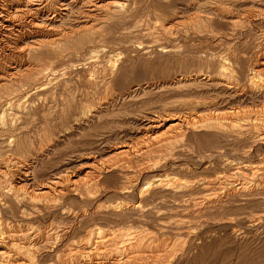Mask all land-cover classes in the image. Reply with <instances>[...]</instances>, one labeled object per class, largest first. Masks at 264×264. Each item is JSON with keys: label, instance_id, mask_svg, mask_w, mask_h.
<instances>
[{"label": "rangeland", "instance_id": "1", "mask_svg": "<svg viewBox=\"0 0 264 264\" xmlns=\"http://www.w3.org/2000/svg\"><path fill=\"white\" fill-rule=\"evenodd\" d=\"M0 228V264H264V0H0Z\"/></svg>", "mask_w": 264, "mask_h": 264}, {"label": "bare ground", "instance_id": "2", "mask_svg": "<svg viewBox=\"0 0 264 264\" xmlns=\"http://www.w3.org/2000/svg\"><path fill=\"white\" fill-rule=\"evenodd\" d=\"M94 1V0H93ZM99 1V0H98ZM103 1V0H102ZM105 3H106V1H105ZM110 3V2H109ZM101 4V3H100ZM98 5V4H97ZM123 5V4H122ZM104 7V6H103ZM109 7V6H108ZM12 9V8H11ZM111 9V8H110ZM109 10V9H108ZM18 52V51H17ZM226 73V72H225ZM250 79V78H249ZM252 79V78H251ZM188 81V80H187ZM177 120H175V121H173V123H171V126H173L174 128H179V129H183V127H184V125H182L183 124V119H181L180 117H178V118H176ZM203 123V124H205V123H212V124H215L216 126H225V127H234V126H236L237 124H238V122L237 121H235V120H232L230 123L229 122H225V121H223V119H221V118H218V117H211V118H209V119H207V120H201V121H189V123H188V125L185 127L186 129H185V131L186 132H189V133H195V131H196V127L199 125L198 123ZM254 123V122H253ZM240 126V125H239ZM259 126V125H258ZM241 127V126H240ZM253 127H255V128H258V127H256V126H253ZM260 127V126H259ZM262 127V126H261ZM255 128H253L254 130H255ZM259 129H257V131H258ZM257 131H254V133L253 134H255L256 136L258 135V133H257ZM237 133H240V132H237ZM249 134V133H248ZM184 135H186V133L184 134ZM194 135V134H193ZM195 137V136H194ZM248 137H250V136H248ZM254 140V139H253ZM122 152H125V149H123V150H121ZM50 184V183H49ZM157 184V183H156ZM46 191V190H45ZM43 192H44V190H43ZM43 192H40L41 194L43 193ZM229 192V191H228ZM31 196V195H30ZM146 211V210H145ZM2 226V225H1ZM1 229V228H0ZM10 231V230H9ZM4 232V230L1 232V233H3ZM7 232V231H6ZM110 232V231H109ZM0 233V234H1ZM8 233V232H7ZM26 234V233H25ZM3 235V234H2ZM14 235V234H13ZM17 235H19V234H17ZM141 234H139V236H136L135 237V241H130L128 244H127V246H129V247H131V246H134L137 242V244L139 245V242H140V240H141V237L142 236H140ZM146 235V234H145ZM16 236V235H15ZM8 237V236H7ZM13 237V236H12ZM11 237V238H12ZM42 237V236H41ZM5 237H3V259L4 260H9L10 258H11V254H7V251H6V241H5ZM8 239H10L9 237H8ZM24 239V238H23ZM28 239H29V237H28ZM145 239V238H144ZM2 240V239H1ZM36 240V239H35ZM26 241V240H25ZM39 241V240H38ZM49 241V240H48ZM142 241V240H141ZM149 241H151V240H149ZM12 242V241H11ZM35 242V241H34ZM40 242V241H39ZM42 242V241H41ZM40 242V243H41ZM107 242V241H106ZM141 243V242H140ZM103 244V243H102ZM32 245V244H31ZM147 245V244H146ZM16 246V245H15ZM21 246V245H20ZM26 246V245H25ZM125 246V245H124ZM142 246V245H141ZM152 246V245H151ZM27 247V246H26ZM120 247H121V245H120ZM146 247V246H145ZM144 247V248H145ZM14 248V247H13ZM24 247H20V249H23ZM33 248V247H32ZM111 248V247H110ZM137 248V247H136ZM139 248V247H138ZM137 248V249H138ZM143 248V249H144ZM151 248V247H150ZM26 251L28 250V247L27 248H24ZM30 249V248H29ZM34 249V248H33ZM95 249V248H94ZM123 249V248H122ZM133 249V248H132ZM146 249V248H145ZM129 250V249H128ZM140 250V249H139ZM138 250V251H139ZM31 251H32V249H31ZM30 251V252H31ZM78 251V250H77ZM130 251V250H129ZM1 252V251H0ZM125 252V251H124ZM135 252V251H134ZM141 252V251H140ZM142 253H143V251H142ZM140 254V253H139ZM157 254V253H156ZM2 255V254H1ZM116 255V254H115ZM82 256V255H81ZM81 256H80V258H81ZM111 256V255H110ZM134 256V255H133ZM57 257H58V255H57ZM101 257V256H100ZM104 257V256H103ZM34 258V257H33ZM90 258V257H89ZM108 259H109V257H108ZM112 259V258H111ZM11 260H12V258H11ZM77 260V259H76ZM91 260V259H90ZM12 261H14V260H12ZM78 262H79V260H77ZM92 261V260H91ZM128 261H130V260H128ZM24 262V261H23ZM70 262H72V261H70ZM96 263V262H95ZM14 264V263H13ZM72 264V263H71ZM75 264V263H74Z\"/></svg>", "mask_w": 264, "mask_h": 264}]
</instances>
